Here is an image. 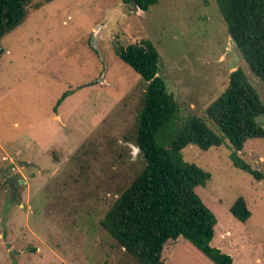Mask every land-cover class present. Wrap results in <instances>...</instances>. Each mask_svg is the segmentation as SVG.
Here are the masks:
<instances>
[{"label": "rangeland", "instance_id": "obj_1", "mask_svg": "<svg viewBox=\"0 0 264 264\" xmlns=\"http://www.w3.org/2000/svg\"><path fill=\"white\" fill-rule=\"evenodd\" d=\"M134 39L154 45L157 76L176 102L159 146L173 144L234 70L264 104V82L249 71L215 0H158L147 12L123 0L30 6L0 40V264H140L100 227L146 165L135 137L147 83L116 54ZM257 122L264 128V114ZM182 156L211 176L195 190L216 220L211 246L233 264H264V138L239 153L187 146ZM239 198L250 212L245 223L229 212ZM162 258L213 264L182 238L168 242Z\"/></svg>", "mask_w": 264, "mask_h": 264}, {"label": "trees", "instance_id": "obj_2", "mask_svg": "<svg viewBox=\"0 0 264 264\" xmlns=\"http://www.w3.org/2000/svg\"><path fill=\"white\" fill-rule=\"evenodd\" d=\"M51 1L0 0V40L25 21L30 6L39 9ZM123 2L147 12L158 0ZM215 2L249 71L264 82V0ZM116 54L147 83L135 137V146L146 165L110 206L100 227L140 264H166L162 258L165 246L179 238L213 264H233L230 255L211 246L216 220L195 191L204 188L211 176L194 163L184 161L182 150L195 146L206 151L224 145L234 154L241 152L248 140L264 138V128L257 122L264 114V104L257 91L241 69L232 71L223 92L180 129L169 148H164L158 145L157 134L172 120L176 102L164 80L157 76L156 48L149 40L134 39L118 47ZM65 96H61L57 106ZM231 161L238 169L250 171V166L236 155L231 156ZM229 212L241 223L250 218L243 198L237 199Z\"/></svg>", "mask_w": 264, "mask_h": 264}, {"label": "water", "instance_id": "obj_3", "mask_svg": "<svg viewBox=\"0 0 264 264\" xmlns=\"http://www.w3.org/2000/svg\"><path fill=\"white\" fill-rule=\"evenodd\" d=\"M21 164V163H20ZM0 173H3V170L2 169H0ZM6 182L9 184V185H13V186H15V184L17 183V181H15V179L14 178H12V177H8L7 179H6ZM20 183L21 182H23V181H19Z\"/></svg>", "mask_w": 264, "mask_h": 264}]
</instances>
